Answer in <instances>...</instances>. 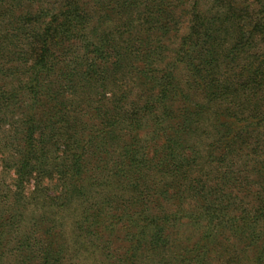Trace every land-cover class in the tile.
Instances as JSON below:
<instances>
[{"label": "trees", "instance_id": "trees-1", "mask_svg": "<svg viewBox=\"0 0 264 264\" xmlns=\"http://www.w3.org/2000/svg\"><path fill=\"white\" fill-rule=\"evenodd\" d=\"M27 1L0 0L15 17L14 30L0 22V68L14 45L26 78L18 184L53 182L73 220L21 236L16 263L264 264V18L228 15L231 3L185 17L162 0H53L17 16ZM100 14L112 25L97 34Z\"/></svg>", "mask_w": 264, "mask_h": 264}, {"label": "rangeland", "instance_id": "rangeland-1", "mask_svg": "<svg viewBox=\"0 0 264 264\" xmlns=\"http://www.w3.org/2000/svg\"><path fill=\"white\" fill-rule=\"evenodd\" d=\"M90 1V0H89ZM93 1V2H92ZM91 1V6H94L95 0ZM167 2V7L170 5V1L174 2L178 8L176 9L177 15L188 17L194 14H199L200 12L210 16L215 15L219 11V7L227 6V3H231L230 10L228 7H224L225 12H228V15H240L249 17L250 20H261L264 18V0H162ZM221 1H223L221 3ZM225 2V3H224ZM26 3V8L20 9L18 14L23 13L26 9L28 11V7L31 10H38L45 6V8L49 7L53 8L55 2L52 0V3L48 5H43L39 3L37 0L33 4L30 0ZM39 3V4H37ZM15 3H12V6ZM60 3L56 1L55 8H58ZM173 8V7H172ZM44 10V9H43ZM174 10V9H173ZM26 11V12H27ZM221 12H223L221 10ZM15 15V7L14 13ZM101 16V18H100ZM11 15H9V20L5 21L4 15H0V22L4 23L6 26L13 28V21L15 20L13 17L11 19ZM19 18V17H17ZM99 19H101L99 21ZM102 15H97L94 18V22L97 27L96 33H100L103 31V28L109 27L112 25L109 20L108 24L103 21ZM11 20V23H10ZM42 17L32 21V27L36 26L37 22H40ZM181 20H184L181 18ZM264 22V20H263ZM28 24H30L28 22ZM185 32V29L182 30V33ZM14 35V34H13ZM14 37V36H13ZM96 38L97 36L94 35ZM68 47V45H65ZM74 46L81 50V40L76 41ZM74 47V48H75ZM14 48V49H13ZM13 53H8L5 55L3 59V65L0 68V93L3 92L5 95V99L7 101L1 100L0 102V226L2 228V234L0 238H2V246L1 253L4 255L2 259H0V264H18L16 254V248L19 245V240L21 236L42 238L41 231L43 232L49 230L51 227H56L55 233L63 228H70V224H72L73 215H68V213L64 210H60L61 202H53L49 199V196L60 194V190L55 191V186L53 182L51 183L49 180L45 179H28L21 185L18 184V176L16 174V165H15V121L19 119L18 114L19 110L15 109V87L20 86V80H26L25 75L23 74H15V47L12 46ZM68 52V48L66 50V54ZM66 54H65V62L60 61L59 65L56 67L54 73L48 79L50 83L56 85V83L64 81L65 74L68 70V65L66 62ZM81 52L79 51L78 55L76 53V62L80 63ZM79 65V64H78ZM77 66V65H76ZM181 76L184 74V70L181 69ZM20 72V71H19ZM22 73V72H21ZM22 86V85H21ZM57 86V90H58ZM52 95V93H50ZM48 96V95H47ZM46 95L43 96V102L46 103ZM51 105L50 101L48 103ZM47 109V106L45 107ZM17 115V116H16ZM42 116H44V120L46 119V112H42ZM36 187L38 189L36 190ZM49 194V195H48ZM18 211L20 209L24 212L23 216L15 215L16 209ZM15 222H21L19 224V228H16ZM38 222L43 223L39 228H37L36 224ZM28 227L27 231L26 228ZM33 243L35 241H32ZM91 262V261H89ZM87 260L81 264H91ZM79 264V262H78Z\"/></svg>", "mask_w": 264, "mask_h": 264}]
</instances>
